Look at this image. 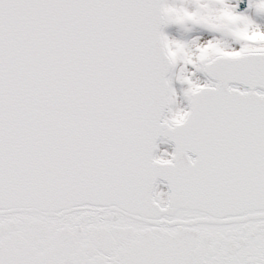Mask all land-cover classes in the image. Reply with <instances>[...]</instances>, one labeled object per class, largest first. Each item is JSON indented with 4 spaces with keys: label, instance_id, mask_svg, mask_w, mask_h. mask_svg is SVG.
I'll list each match as a JSON object with an SVG mask.
<instances>
[{
    "label": "snow or ice",
    "instance_id": "obj_1",
    "mask_svg": "<svg viewBox=\"0 0 264 264\" xmlns=\"http://www.w3.org/2000/svg\"><path fill=\"white\" fill-rule=\"evenodd\" d=\"M193 3L0 0V264H264V30Z\"/></svg>",
    "mask_w": 264,
    "mask_h": 264
},
{
    "label": "rangeland",
    "instance_id": "obj_2",
    "mask_svg": "<svg viewBox=\"0 0 264 264\" xmlns=\"http://www.w3.org/2000/svg\"><path fill=\"white\" fill-rule=\"evenodd\" d=\"M170 2H173V0H170ZM174 2L179 3L180 0H174ZM185 7H188L189 10H194L193 0H189L188 4H185ZM256 20H259V19H257V17H256ZM203 31L204 30L199 28L198 25H196V24H191V25L185 26L181 30L176 24H170V26L167 29V33H168L170 38L177 39V40L183 41L185 43H188L187 41L189 40V36L191 33L197 34V36H199ZM212 35H216V34L207 33L206 35H203V36H206V37H209L210 39H213ZM215 38L226 40L229 45H233V46L241 45L239 41L234 40V42H233L231 37L229 38V37H225V36L216 35ZM182 66H183L182 62H180L176 65V71H175L174 76L172 78L173 87L175 88L176 93H177V105L181 104V107H182V97L184 95V90H185L183 87H186V86L188 87L187 83L181 82L180 80L176 79V76L179 74L180 68ZM187 71L195 73V75L192 76V79L202 82V80H203L202 76H200L199 71H197L192 65L187 66Z\"/></svg>",
    "mask_w": 264,
    "mask_h": 264
},
{
    "label": "bare ground",
    "instance_id": "obj_3",
    "mask_svg": "<svg viewBox=\"0 0 264 264\" xmlns=\"http://www.w3.org/2000/svg\"><path fill=\"white\" fill-rule=\"evenodd\" d=\"M170 26V25H169ZM167 34V32H166ZM207 32L203 31L199 36H197V34H194V33H191L190 36H189V40L187 41L188 44H190L191 47L195 46V44H203L205 43L207 40H210L209 37H206V36H203V35H206ZM213 38H215V35H212ZM196 40V41H195ZM195 41V42H194ZM194 42V43H193ZM232 48H235V49H238L240 46L239 45H236V46H233V45H230ZM195 48V47H193ZM204 81V80H203ZM184 89L187 88L186 87H183ZM177 107H181V104L179 105H176ZM182 107L183 108H187L188 107V100L187 98L184 96V100L182 101ZM166 152L167 153H171L172 152V149L170 146H166ZM159 190L163 191L166 193V189L163 187V186H160L159 187Z\"/></svg>",
    "mask_w": 264,
    "mask_h": 264
},
{
    "label": "clouds",
    "instance_id": "obj_4",
    "mask_svg": "<svg viewBox=\"0 0 264 264\" xmlns=\"http://www.w3.org/2000/svg\"><path fill=\"white\" fill-rule=\"evenodd\" d=\"M189 0H180L179 3L177 4H188ZM229 2L233 5L237 4L239 2V0H229ZM255 2V0H254ZM250 11L247 13V15L252 19L254 25L256 26L255 30L259 31V30H264V23H258L256 21V17H264V12H260L256 9L255 6L253 7H249ZM192 23L191 22H187V23H184V24H176L180 30L185 27V26H188V25H191ZM223 40V39H222ZM195 47V46H193Z\"/></svg>",
    "mask_w": 264,
    "mask_h": 264
},
{
    "label": "flooded vegetation",
    "instance_id": "obj_5",
    "mask_svg": "<svg viewBox=\"0 0 264 264\" xmlns=\"http://www.w3.org/2000/svg\"><path fill=\"white\" fill-rule=\"evenodd\" d=\"M250 10H248V11H245V13L247 14L248 12H249ZM264 18V17H263ZM262 17H257V19H259V20H256L257 22H259V23H264V19H263ZM256 19V18H255ZM232 41L234 42V40L232 39Z\"/></svg>",
    "mask_w": 264,
    "mask_h": 264
},
{
    "label": "water",
    "instance_id": "obj_6",
    "mask_svg": "<svg viewBox=\"0 0 264 264\" xmlns=\"http://www.w3.org/2000/svg\"><path fill=\"white\" fill-rule=\"evenodd\" d=\"M190 155H192V156H193V158H195V154H194V153H190Z\"/></svg>",
    "mask_w": 264,
    "mask_h": 264
}]
</instances>
